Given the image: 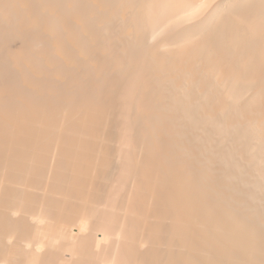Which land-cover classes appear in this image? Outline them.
<instances>
[{"label": "bare ground", "instance_id": "bare-ground-1", "mask_svg": "<svg viewBox=\"0 0 264 264\" xmlns=\"http://www.w3.org/2000/svg\"><path fill=\"white\" fill-rule=\"evenodd\" d=\"M0 264H264V0H0Z\"/></svg>", "mask_w": 264, "mask_h": 264}]
</instances>
